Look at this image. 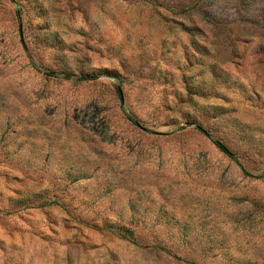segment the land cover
Instances as JSON below:
<instances>
[{
    "label": "rangeland",
    "instance_id": "rangeland-1",
    "mask_svg": "<svg viewBox=\"0 0 264 264\" xmlns=\"http://www.w3.org/2000/svg\"><path fill=\"white\" fill-rule=\"evenodd\" d=\"M0 264H264V0H0Z\"/></svg>",
    "mask_w": 264,
    "mask_h": 264
},
{
    "label": "trees",
    "instance_id": "trees-1",
    "mask_svg": "<svg viewBox=\"0 0 264 264\" xmlns=\"http://www.w3.org/2000/svg\"><path fill=\"white\" fill-rule=\"evenodd\" d=\"M133 123H135L136 125H138V122L136 120H133ZM196 128L202 130V127L200 125H196ZM216 146L219 148V150H221L222 152L230 155L229 151L220 143L215 141ZM121 231V235L129 238L130 239V235H131V231L127 228H120Z\"/></svg>",
    "mask_w": 264,
    "mask_h": 264
}]
</instances>
